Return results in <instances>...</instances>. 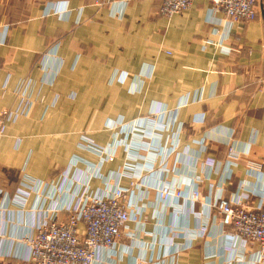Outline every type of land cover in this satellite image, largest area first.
<instances>
[{"label": "crops", "instance_id": "obj_1", "mask_svg": "<svg viewBox=\"0 0 264 264\" xmlns=\"http://www.w3.org/2000/svg\"><path fill=\"white\" fill-rule=\"evenodd\" d=\"M161 2L0 0V110L16 104L21 81L33 79L29 114L10 122L0 140L2 252H15L41 218L36 193L18 205L23 175L61 186L65 175L77 174L89 195L127 188L128 209L139 217L127 226L133 236L102 249L97 264L257 258V243H227L230 229L215 204L239 195L251 206L264 204V0L254 20L234 23L213 13L211 0H194L170 18L160 13ZM115 100L124 104L113 106ZM80 102L96 103L88 125ZM117 124L126 134L111 128ZM84 130L98 146L119 139L112 161L78 146ZM131 130L141 136L131 138ZM127 140L141 145L140 164H154L141 177L118 178L136 154ZM230 148L236 156L218 170ZM167 184L171 193L161 199ZM196 188L203 201L190 199ZM75 189L79 196L83 188Z\"/></svg>", "mask_w": 264, "mask_h": 264}, {"label": "built area", "instance_id": "obj_2", "mask_svg": "<svg viewBox=\"0 0 264 264\" xmlns=\"http://www.w3.org/2000/svg\"><path fill=\"white\" fill-rule=\"evenodd\" d=\"M260 1L211 0V9L215 14L223 13L232 23L248 22L258 16ZM193 2L194 0H162L160 13L170 18L189 9ZM25 82L29 84L31 81ZM31 106L32 101L28 98L27 114ZM8 112L12 114L13 118L20 116L19 113H13L14 109ZM5 113L7 112L5 111ZM6 119L0 115V128L3 127ZM146 121L161 128L153 118H148ZM130 133L133 134L136 131L131 130ZM131 143L135 148L129 149V151L136 154H129V160H131L130 157H139L137 152L141 147L137 143ZM117 144L115 138L108 147L106 146L107 151H97L101 154L108 152L104 160L112 161L115 157ZM234 153V149L230 148L227 159L223 163L218 162L217 169H226L230 158L236 156ZM124 166L133 172L123 169L119 172L118 178L135 175L141 177L144 168L153 169L154 164L149 162L145 166L127 161ZM74 189L75 187L71 189L67 187V184L57 188L52 182L24 177L15 197L25 206L29 195L36 193L40 200V206H37L35 210L39 208L38 212L41 213V218L34 227V234L26 232L21 239L22 244L18 245L15 252H11V250L4 252V258L0 260V264H97L102 249L112 250L122 236H133L128 233L127 226L129 221H137L139 217L136 214L133 216L128 209V189L118 184L110 194H96L93 195V198L88 197V194L86 197L78 196ZM170 193L171 188L167 184L159 190V198L166 199ZM175 195L180 197L182 192L177 190ZM190 199L203 201L205 196L199 188H196L191 193ZM43 204L46 206L41 207ZM215 207L222 215V224L232 227L226 234L227 243L231 247H234L238 241L257 243L259 246L258 256L250 264H264V204L259 203L256 206H251L247 196L239 195L234 198L220 197L217 199ZM63 212H66V215L63 216ZM81 225L84 226V233L80 230ZM206 228L207 225L203 226V229L206 230Z\"/></svg>", "mask_w": 264, "mask_h": 264}, {"label": "rangeland", "instance_id": "obj_3", "mask_svg": "<svg viewBox=\"0 0 264 264\" xmlns=\"http://www.w3.org/2000/svg\"><path fill=\"white\" fill-rule=\"evenodd\" d=\"M114 16H116V18H118L119 16H120V13L119 14H115ZM56 45V44H55ZM50 55H53V56H57L56 54H50ZM79 56L80 55H77V61L79 60L78 58H79ZM58 72H59V70L58 69H55L54 71L52 70V74L54 73V75L56 74V76L54 77V79H56L57 77H58ZM119 75H120V73H119ZM119 75L117 74V71H115V73H114V78H115V81L118 79L117 77H119ZM124 77V76H123ZM31 81L29 84H27L25 81ZM32 84H33V79H32V77H27V78H25L23 81H21V84L19 85V87H18V89H17V91H16V94H17V101H16V104L13 106V107H9V108H2L1 110H0V115H2V117H3V119L4 118H7L6 120H5V122H4V124H3V127H1L2 128V130H1V128H0V130H1V135H0V140L2 139V138H4L8 133H7V127H8V124L10 123V122H12V121H14V120H16L17 118H19V117H22V116H26V103H27V99L28 98H30L31 99V89H32ZM121 92V91H120ZM116 95V94H115ZM80 104V109H82L84 112L81 114V120H83V121H85V125L90 121L89 120V118H87L88 116V114H89V112H90V104H92V103H89V102H80L79 103ZM93 104H96V103H93ZM92 104V105H93ZM113 106H117L118 104H121V105H123L124 103H122V102H118L117 100H115L113 103H111ZM32 105H33V102H32ZM97 105H99V107L102 105L103 106V109H105V107L107 106V103H97ZM78 106V105H77ZM31 108H32V106H31ZM7 109H8V111L9 110H12V109H14V114L15 113H19L20 114V116H18V117H15V118H13L12 117V114L10 113V112H8L7 111ZM31 110V109H30ZM5 111L7 112V113H5ZM30 112V111H29ZM103 113V112H102ZM13 114V115H14ZM29 114V113H28ZM27 114V115H28ZM104 114V113H103ZM80 119H78L77 118V122H80L81 121ZM82 122V121H81ZM78 125V124H77ZM88 125V124H87ZM108 127L109 125H105V127ZM122 127H123V124H117V125H112L111 126V128H119L121 131H122V133H124V134H126L125 133V131H123L122 130ZM110 128V127H109ZM133 131V130H132ZM136 133H133L132 135H131V138H133V139H137L136 138ZM117 136V135H116ZM138 136V135H137ZM115 138H117V137H115ZM130 138V137H129ZM117 140L119 141V139L117 138ZM128 142V145L130 146V147H132V148H135L134 146H133V143H130V141H126V143ZM78 143V146L79 147H81L82 149H86V150H89V151H92V152H94V153H96L101 159H105V156L107 157V153L106 154H101L100 152H98L97 150H100V151H107L108 150V148L107 147H105V146H98V145H96L95 144V139L91 136V134L90 133H87V132H85V130L80 134V138H79V141L77 142ZM125 147H127V145H125ZM131 158V160H129L130 161V163H132V164H136V163H139L137 160H138V158H136V157H130ZM126 164V163H125ZM89 166H91L92 168L93 167H95V164L94 165H91V164H89ZM123 169L125 170V171H127V172H133V170H131L130 169V171L123 165V168H122V170L121 171H123ZM100 176V175H99ZM136 176V175H135ZM24 177H25V174L23 175V179H24ZM64 182L62 183V185L60 186V188L63 186V185H66L67 184V187H70V189L71 188H73V187H75V188H77V190L81 187V188H83V189H81L80 190V195H82V196H84V197H86V195L88 194L89 195V193H88V189H87V185L85 184L86 182L85 181H82V180H80V178L77 176V174H75V176L74 175H65L64 176ZM49 182H52L53 184H54V182H53V180H51V181H49ZM57 188L59 187V186H57L56 184H54ZM82 185V186H81ZM125 188V187H124ZM127 189V188H126ZM9 196V195H8ZM88 197H92L93 198V195H89ZM9 198V197H8ZM18 205L19 206H24V204H22V203H20V202H18ZM40 206V205H39ZM38 206V207H39ZM42 206H46V204H43V205H41V207ZM39 210V208L37 209V211ZM131 214L134 216V213H132L131 212ZM134 221V220H133ZM128 233H129V231H128ZM130 235H131V233H129ZM2 246H0V248H1ZM5 254H4V252H3V255H2V251L0 250V260H2L4 257Z\"/></svg>", "mask_w": 264, "mask_h": 264}, {"label": "trees", "instance_id": "obj_4", "mask_svg": "<svg viewBox=\"0 0 264 264\" xmlns=\"http://www.w3.org/2000/svg\"><path fill=\"white\" fill-rule=\"evenodd\" d=\"M229 229L231 230V229H232V227H231V226H229Z\"/></svg>", "mask_w": 264, "mask_h": 264}]
</instances>
